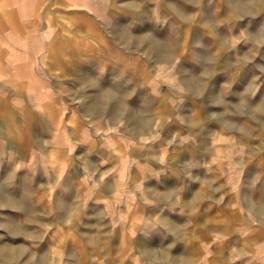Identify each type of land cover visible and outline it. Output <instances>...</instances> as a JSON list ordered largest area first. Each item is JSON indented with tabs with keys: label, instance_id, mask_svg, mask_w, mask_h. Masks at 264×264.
<instances>
[{
	"label": "rangeland",
	"instance_id": "1",
	"mask_svg": "<svg viewBox=\"0 0 264 264\" xmlns=\"http://www.w3.org/2000/svg\"><path fill=\"white\" fill-rule=\"evenodd\" d=\"M106 7L101 26L85 18L77 30L84 18L54 4L70 38L54 76L73 106L55 118L61 131L37 164L34 203L12 219L21 233L1 216L0 264H130L143 249L172 264L173 237L162 224L145 229L154 211L242 214L230 222L263 238L264 0ZM126 211L131 235L111 218Z\"/></svg>",
	"mask_w": 264,
	"mask_h": 264
},
{
	"label": "crops",
	"instance_id": "2",
	"mask_svg": "<svg viewBox=\"0 0 264 264\" xmlns=\"http://www.w3.org/2000/svg\"><path fill=\"white\" fill-rule=\"evenodd\" d=\"M56 2L67 15L72 12L75 17L84 18L76 26L80 30L85 28V18L90 25L104 23L102 14L110 0H0V209L19 211L17 215L16 211L6 215L0 210V219L3 214L7 216L4 219L9 220L3 226L14 234L21 231H17L19 227L12 219H21V211L25 207L28 211L34 203L37 164L53 150L55 132L61 131L55 129V118L64 117L65 109L73 106L69 92L54 76L56 55L62 45L70 42L62 34L64 24L55 19ZM166 197L164 202L174 204L169 195ZM241 216L218 212L215 217L190 211L184 217L181 213L168 211L158 215L154 211L149 215L152 222L145 223V229L158 230L162 224L164 231L169 232L166 236L173 237L172 264H264V237L255 236L245 223L230 222ZM246 217L252 219L249 214ZM111 218L119 221V230L125 234L134 232L133 222L130 223L133 216L128 211L115 212ZM174 236L180 237L183 244H177ZM144 251L145 259L132 257L130 264H161L153 260L163 258L161 253L156 257Z\"/></svg>",
	"mask_w": 264,
	"mask_h": 264
},
{
	"label": "bare ground",
	"instance_id": "3",
	"mask_svg": "<svg viewBox=\"0 0 264 264\" xmlns=\"http://www.w3.org/2000/svg\"><path fill=\"white\" fill-rule=\"evenodd\" d=\"M6 226H7V225H6ZM11 226H12V225H11ZM12 227H14V226H12ZM12 230H13V229H12ZM20 248H21V247H20ZM4 250H5V249H4ZM5 251H6V250H5ZM8 252H10V251L8 250ZM8 252H7V253H8ZM10 253H11V254H9V253H8V254H9V256L12 257V259H13V257H15V258L18 257V253H19V252L16 251V250H14V249H11V252H10ZM4 257H6V256H4Z\"/></svg>",
	"mask_w": 264,
	"mask_h": 264
}]
</instances>
